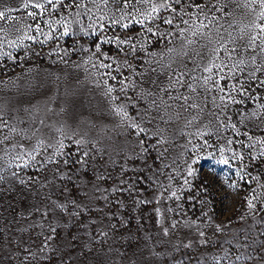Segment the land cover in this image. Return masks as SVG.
<instances>
[{
	"label": "rangeland",
	"instance_id": "1",
	"mask_svg": "<svg viewBox=\"0 0 264 264\" xmlns=\"http://www.w3.org/2000/svg\"><path fill=\"white\" fill-rule=\"evenodd\" d=\"M0 264H264V0H0Z\"/></svg>",
	"mask_w": 264,
	"mask_h": 264
}]
</instances>
